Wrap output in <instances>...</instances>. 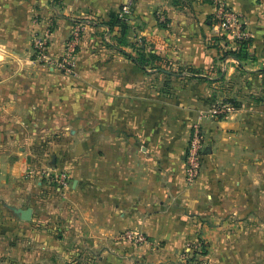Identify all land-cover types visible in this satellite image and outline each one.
I'll return each instance as SVG.
<instances>
[{"label":"crops","instance_id":"0c3cea01","mask_svg":"<svg viewBox=\"0 0 264 264\" xmlns=\"http://www.w3.org/2000/svg\"><path fill=\"white\" fill-rule=\"evenodd\" d=\"M216 1L0 0V264H187L188 243L198 255L206 246L208 264H264V210L248 208L239 181L223 172L242 113L220 120L208 112L239 100L248 76L262 77L264 0H222L247 22L250 58L241 65L221 58L226 39L213 42ZM127 2L123 36L105 24ZM78 25L75 76L30 61L32 35H47L58 56ZM137 49L159 63L138 66L126 55ZM43 92L54 97L47 116ZM41 120L42 134H18ZM196 124L203 162L188 184ZM41 172L64 174L66 187ZM15 208H31L32 219ZM125 231L147 243L122 238Z\"/></svg>","mask_w":264,"mask_h":264},{"label":"rangeland","instance_id":"374dc122","mask_svg":"<svg viewBox=\"0 0 264 264\" xmlns=\"http://www.w3.org/2000/svg\"><path fill=\"white\" fill-rule=\"evenodd\" d=\"M74 29V32L69 34L67 39L63 41L62 51L58 56L50 53L47 35H45L46 38L37 34L32 35L30 39V61L38 63V65L44 67L46 70L52 67V70L56 71V74L60 77H63V75L69 77L75 76L76 55L80 48L82 36L84 35V26L78 25ZM39 39H45L43 50L36 47V40ZM259 74L262 77H254L253 74L248 77L246 76L248 80L246 78L245 80L248 81L249 85L246 89H242L239 92L237 97L239 100H236V97L225 99V103L229 102L228 104L232 107V110L238 108L240 113H242L241 123L243 131L240 133L237 141L233 142L232 148L227 150L231 155L230 157L228 155L227 163L223 169L226 178L239 181L238 186L240 188L238 187L237 190L246 193L244 204L256 212L261 209L264 210V73ZM41 96L44 104L39 106V113L47 116L50 114V110H52L51 105L53 104L54 97L51 94H45V92ZM242 100L245 103L243 106L241 105ZM47 101L51 104H47ZM28 108L27 115L29 117L32 116L30 122H33V116H36V111L35 113L31 111V105H28ZM47 125L46 121L41 120L38 126L31 124L28 127H24L23 131L18 129V134H25L26 136L35 135L36 133L42 134V131L48 128ZM42 136H39L41 137L40 141L49 139ZM40 145L41 142H34L29 147L33 152H36ZM46 163L50 166L49 161ZM53 177L50 173L41 174V178L50 182Z\"/></svg>","mask_w":264,"mask_h":264},{"label":"built area","instance_id":"2783aa9c","mask_svg":"<svg viewBox=\"0 0 264 264\" xmlns=\"http://www.w3.org/2000/svg\"><path fill=\"white\" fill-rule=\"evenodd\" d=\"M131 5V2H127L117 11L118 17L127 23L131 20ZM213 23L214 36H224V39L230 44L228 45L229 49H235L239 41L250 38L246 29V20L238 12L228 8L222 0L216 1ZM39 40H36V47L43 50L45 39ZM231 111L232 107H230L228 103L220 102L218 104H213L208 112L210 116L224 119ZM203 145L204 137L201 126L197 124L193 125L185 150V180L188 184L193 183L200 173L203 162ZM46 173L47 172H41L40 174L44 175ZM52 181L58 188L64 189L68 180L64 174H59L54 175ZM121 237L135 244L147 243V239L143 235L132 231L123 232ZM193 248L194 247L188 243L184 251L180 253L181 260L187 264H208L201 255L193 253ZM192 255H195V259L188 262Z\"/></svg>","mask_w":264,"mask_h":264},{"label":"trees","instance_id":"16d2710c","mask_svg":"<svg viewBox=\"0 0 264 264\" xmlns=\"http://www.w3.org/2000/svg\"><path fill=\"white\" fill-rule=\"evenodd\" d=\"M105 26L107 27V29L109 31H111L115 26L119 27V31L120 34L125 36L128 31H129V26L128 23L125 22L124 20H121L118 17L117 13H113L110 16V20L105 24ZM224 36H213V42L216 43L218 41H220L221 39H224ZM121 43H125L126 41L121 40ZM251 46V39L247 38L244 40H241L237 43V47L235 49H229V50H223L222 51V57L221 58H225V57H230V58H234L235 60L238 61V64L241 65V63L250 58L249 54H248V49ZM134 63H136L138 66L142 67V68H146L147 65H149L150 63L152 64H158L159 63V57L154 55V54H149V55H145L143 54L141 51H138L137 49V56L133 57L129 54H126ZM154 62V63H153ZM264 73V71H262ZM228 102V101H226ZM232 102V101H231ZM229 103V102H228ZM233 103V102H232ZM197 254V253H195ZM206 246L204 244L201 245V256L202 255H206ZM195 259V255L189 259L188 262H191Z\"/></svg>","mask_w":264,"mask_h":264},{"label":"water","instance_id":"95a60500","mask_svg":"<svg viewBox=\"0 0 264 264\" xmlns=\"http://www.w3.org/2000/svg\"><path fill=\"white\" fill-rule=\"evenodd\" d=\"M16 215H18L19 219L22 221H30L32 219V209L27 208V209H19L15 208L13 209Z\"/></svg>","mask_w":264,"mask_h":264}]
</instances>
